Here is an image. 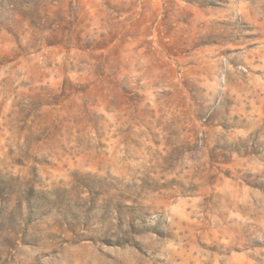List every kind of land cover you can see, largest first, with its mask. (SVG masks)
<instances>
[{"label": "rangeland", "instance_id": "1", "mask_svg": "<svg viewBox=\"0 0 264 264\" xmlns=\"http://www.w3.org/2000/svg\"><path fill=\"white\" fill-rule=\"evenodd\" d=\"M0 264H264V0H0Z\"/></svg>", "mask_w": 264, "mask_h": 264}]
</instances>
